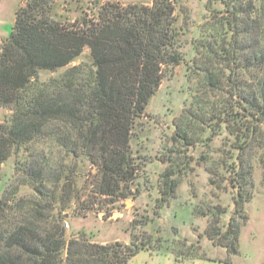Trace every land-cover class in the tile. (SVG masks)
Instances as JSON below:
<instances>
[{
	"label": "trees",
	"instance_id": "obj_1",
	"mask_svg": "<svg viewBox=\"0 0 264 264\" xmlns=\"http://www.w3.org/2000/svg\"><path fill=\"white\" fill-rule=\"evenodd\" d=\"M23 2L0 44V107L8 111L0 165L13 161L0 194V264H128L149 249L148 238H67L63 212L81 199L87 165L99 169L94 193L127 197L138 171L134 131L180 64L187 96L159 154L157 208L176 196L194 163L234 190V212L243 211L253 170L246 154L262 143L264 125V0H206L193 30L176 0H93L94 14L72 22L58 18V0ZM85 47L88 59L74 63ZM217 137L224 149L212 150ZM196 209L211 217L207 237L237 254L234 217L222 231L225 208Z\"/></svg>",
	"mask_w": 264,
	"mask_h": 264
},
{
	"label": "rangeland",
	"instance_id": "obj_2",
	"mask_svg": "<svg viewBox=\"0 0 264 264\" xmlns=\"http://www.w3.org/2000/svg\"><path fill=\"white\" fill-rule=\"evenodd\" d=\"M23 1L0 0V44L10 33L17 7ZM110 1L127 4L151 3L152 0ZM176 1V6H181L182 13L178 11L180 17L189 20L193 30L205 16L206 0ZM92 2L58 0V18L72 22L84 12L92 16ZM88 57L89 49L85 47L74 63ZM61 71L63 69L42 71L40 77L46 79ZM185 90V69L180 64L173 68V75L166 77L152 96L146 115L134 131L130 148L138 171L133 183L125 187L126 198L122 199L117 192L113 195L94 193L93 182L98 177V166L87 165L83 168L84 173L79 174L82 177L81 185L84 186L81 199L63 212L66 217V237L83 231L85 236L98 242L118 240L129 243L132 239L135 242L150 239L149 249L140 250L128 264H264V125L262 143H256L246 154L252 156L253 170L252 185H247V188L251 186L248 190L250 200L243 205V211L234 212V190L222 183L219 177L208 174L194 163L193 169L183 174L176 196L161 209L157 208V180L165 167L159 160V154L163 143L172 134V120L179 115L184 105L187 96ZM7 113L6 109L0 107V121ZM221 144V139L217 137L212 150L224 149ZM213 157H218V153H214ZM12 167V158L5 165H0V194L12 177ZM15 178L19 179V176ZM27 193L29 190L22 187L20 194ZM215 205L226 210V214L220 218L219 227L222 231L230 216L240 226L235 255H229L226 248L206 235L211 217L201 215L196 208L202 206L206 210L208 206Z\"/></svg>",
	"mask_w": 264,
	"mask_h": 264
},
{
	"label": "built area",
	"instance_id": "obj_3",
	"mask_svg": "<svg viewBox=\"0 0 264 264\" xmlns=\"http://www.w3.org/2000/svg\"><path fill=\"white\" fill-rule=\"evenodd\" d=\"M66 226H67V224H66Z\"/></svg>",
	"mask_w": 264,
	"mask_h": 264
},
{
	"label": "water",
	"instance_id": "obj_4",
	"mask_svg": "<svg viewBox=\"0 0 264 264\" xmlns=\"http://www.w3.org/2000/svg\"><path fill=\"white\" fill-rule=\"evenodd\" d=\"M62 254H64V253H62Z\"/></svg>",
	"mask_w": 264,
	"mask_h": 264
}]
</instances>
